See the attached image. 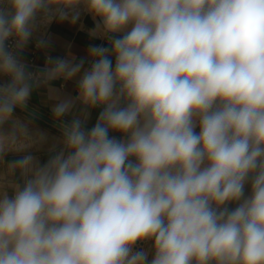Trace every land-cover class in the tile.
I'll return each instance as SVG.
<instances>
[{"label":"clouds","instance_id":"clouds-1","mask_svg":"<svg viewBox=\"0 0 264 264\" xmlns=\"http://www.w3.org/2000/svg\"><path fill=\"white\" fill-rule=\"evenodd\" d=\"M81 10L107 44L89 67L28 71L34 33ZM78 75L75 98L51 86ZM0 77V264H264V0H2ZM41 86L43 163L47 134L15 115Z\"/></svg>","mask_w":264,"mask_h":264},{"label":"crops","instance_id":"crops-1","mask_svg":"<svg viewBox=\"0 0 264 264\" xmlns=\"http://www.w3.org/2000/svg\"><path fill=\"white\" fill-rule=\"evenodd\" d=\"M2 5V0H0ZM94 21L92 17L81 10V15L76 23H71L70 20L60 21L54 19L53 22L45 27L38 29L33 37L30 39L24 50L20 53L21 59L26 63L27 69L30 72L36 73L45 67L47 57L53 58H69V56H75L76 60L80 58L85 59L84 67H89L87 58V49L90 45L107 46L106 41L101 39L92 38L89 36V31L94 27ZM45 39L49 43V47L46 49H38L36 44L39 39ZM82 74V73H81ZM79 75L71 81L64 82L63 80H56L52 82V87L58 90V95L61 98H75L77 95V81ZM5 82V78L0 77V83ZM29 105L44 112L52 117L51 105L52 101L49 99L48 89L46 87H39L35 90L28 102ZM80 104L77 103L71 114L64 117L66 122H70L74 116L80 115ZM101 108H96L91 111L89 118L85 123L86 129L90 130L98 118ZM36 128L47 134V142L43 146H37L31 149V153L36 156L41 163L45 162L50 155L49 148L56 143L60 136V130L54 128L51 125H46L43 122H37ZM196 132H199V128H196ZM110 136H115L117 139H121V134L110 132ZM58 150V148H57ZM19 155L10 153L7 156V161H11L19 158ZM249 186H245V194L249 193ZM230 208L235 205H230ZM147 252L149 253V260L152 258L151 242L147 244Z\"/></svg>","mask_w":264,"mask_h":264},{"label":"water","instance_id":"water-1","mask_svg":"<svg viewBox=\"0 0 264 264\" xmlns=\"http://www.w3.org/2000/svg\"><path fill=\"white\" fill-rule=\"evenodd\" d=\"M24 110H26L30 114H32V115H34V116H36L42 120H44L45 122L51 124L52 126L60 129L59 123L57 121H55L51 116L45 114L44 112L34 108L33 106L28 104Z\"/></svg>","mask_w":264,"mask_h":264},{"label":"rangeland","instance_id":"rangeland-1","mask_svg":"<svg viewBox=\"0 0 264 264\" xmlns=\"http://www.w3.org/2000/svg\"><path fill=\"white\" fill-rule=\"evenodd\" d=\"M15 115L20 116V117L28 116V117L32 120L33 125H34L35 128H36V123H37V122H43V123L46 124V125H51V124L45 122L44 120H42V119H40V118H38V117H36V116L30 114V113L27 112L26 110H24V111L22 112V111H20L19 109H17ZM51 126H52V125H51ZM6 127H7V126H6ZM53 127H54V126H53ZM54 128H56V127H54ZM36 129H37V128H36ZM57 129H58V128H57ZM58 130H60V129H58Z\"/></svg>","mask_w":264,"mask_h":264},{"label":"built area","instance_id":"built-area-1","mask_svg":"<svg viewBox=\"0 0 264 264\" xmlns=\"http://www.w3.org/2000/svg\"><path fill=\"white\" fill-rule=\"evenodd\" d=\"M8 45H9L10 48H14V46H15V41H14L13 39H10V40L8 41ZM147 244H148V242H138L137 246H138L139 248L144 249V250L147 252Z\"/></svg>","mask_w":264,"mask_h":264}]
</instances>
